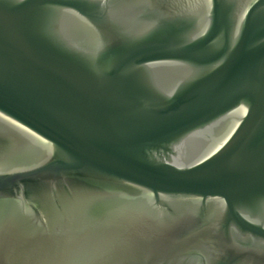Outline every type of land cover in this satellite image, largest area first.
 <instances>
[{
	"label": "water",
	"instance_id": "obj_1",
	"mask_svg": "<svg viewBox=\"0 0 264 264\" xmlns=\"http://www.w3.org/2000/svg\"><path fill=\"white\" fill-rule=\"evenodd\" d=\"M0 264H264V0H0Z\"/></svg>",
	"mask_w": 264,
	"mask_h": 264
}]
</instances>
